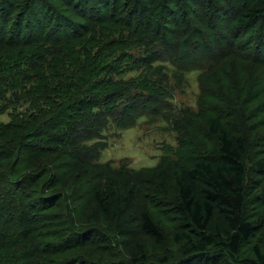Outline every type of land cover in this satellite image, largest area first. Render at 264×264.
Wrapping results in <instances>:
<instances>
[{
	"label": "trees",
	"instance_id": "1",
	"mask_svg": "<svg viewBox=\"0 0 264 264\" xmlns=\"http://www.w3.org/2000/svg\"><path fill=\"white\" fill-rule=\"evenodd\" d=\"M208 4L209 9L215 8L214 0H208ZM122 13L121 0H0V116L13 107L11 120L0 122V264H82L79 251L87 248V237L83 234L88 230L75 228L64 239L63 233L48 229L55 216L48 212L57 207L58 198L78 199L76 194L66 193L67 187L78 190L81 180L89 176L88 168L98 166L94 159L100 153L97 145L101 143L104 129L113 124L119 128L132 124L140 115L134 113L140 101L143 105H162L166 101L156 86L150 85L137 93L128 91L127 86L114 87V76L104 79L105 89L99 90L100 82L92 83V76L88 75L92 68L73 60L63 72L74 78L63 80L67 84L59 86L67 88L66 94L70 89L81 93L65 98L66 94L58 92V86L45 81L51 77L34 70L44 61L45 54L60 53L63 47H71L70 43L86 35L92 23L117 20ZM133 13L127 17L138 19L142 31L155 25L159 28L160 23L151 21L150 15ZM257 23L264 31V0H255L236 20L237 25ZM185 24L175 55H171L175 62L191 60L189 55L196 49L198 38L193 39L191 34L197 29L192 30L188 22ZM196 34L203 35L200 30ZM255 37L258 42L242 56H250L251 61L264 65V33L259 32ZM227 43V48L215 49L218 59L244 49L232 40ZM201 45L204 53L210 49L206 39L201 40ZM157 59L152 57L149 61L153 63ZM29 63L31 66L27 68ZM80 67L87 74L80 72ZM110 69L106 62L101 72L110 74L113 72ZM28 81H36L38 85L29 88ZM247 88L240 82L226 88L222 101L226 112L216 113L207 123L216 144L201 147L176 168L158 169L152 176L158 182L153 187L159 193L162 191L159 187L169 189L172 180L176 183L171 211L180 231L175 239L190 243L186 253L191 261L201 263L214 247H221L239 264H264V248L259 245L253 248V258H238L243 243L257 225L245 215L247 140L228 117L247 119L242 100ZM22 97L33 102L25 112L14 106ZM127 115L130 121L125 123ZM93 139L98 140L90 145L88 141ZM59 157L66 160L55 166ZM55 168L61 170L55 172ZM106 180L94 189V200L112 219H118L120 205H126L136 195V185L127 180L126 192L119 193L118 182ZM52 189L60 191L48 193ZM139 227L156 241L165 238L145 209L140 212ZM130 258L132 264L146 263L139 244L134 246ZM85 259L84 263L95 261Z\"/></svg>",
	"mask_w": 264,
	"mask_h": 264
},
{
	"label": "rangeland",
	"instance_id": "2",
	"mask_svg": "<svg viewBox=\"0 0 264 264\" xmlns=\"http://www.w3.org/2000/svg\"><path fill=\"white\" fill-rule=\"evenodd\" d=\"M253 2L255 0H214L215 8L209 9L208 0H121L124 13L119 19L101 21L99 25L92 23L86 35L70 43L71 47H63L60 53L48 52L44 61L37 65L39 68H34L51 77L45 81L58 86V92L64 95L68 90L59 85L65 86L67 83L63 80L74 78L63 72L73 60L92 68L88 75L92 76V83L100 82L99 90L105 89L104 79L114 76V87L123 89L127 86L128 91L137 93L152 85L159 88L166 99L162 105H143L144 102L140 101L134 112L140 115L133 118L132 124L126 128L113 124L104 129L101 143L97 145L100 153L94 159L98 166L88 168L89 176L81 180L83 182L78 190L67 187L69 190L66 193L70 196L76 194L78 199L74 200L73 196L69 200L58 198L57 207L48 212L55 214L54 223L48 229L63 233L64 239L75 228L88 230L83 234L87 237V248L79 251L82 264H90L84 263L85 257L95 260L91 264H132L130 255L137 244L144 253L145 264H239L221 247H214L201 263L199 260L191 261L186 253L190 243L185 239H175L180 231L178 220L171 211V203L177 193L176 183L172 180L169 189L159 187L162 190L159 193L153 187L158 186V182L152 178L158 169H174L194 151L216 144V137L208 131L207 123L216 113H224L226 109L222 101L226 97V88L239 82L244 88L248 86L247 92L242 94L247 119L242 121L229 115L228 120L247 140L244 156L245 215L257 227L243 243L238 258H253L255 245L264 248V65L251 61L250 56H242L258 42L255 36L264 31H261L260 23L236 24L238 16ZM162 3L165 4L163 7ZM131 13L150 15L151 21L160 23L159 28L155 25L142 31L138 19L127 17ZM77 18L83 20L79 15ZM186 22L192 30H200L203 35L200 37L196 34L197 30H193L191 36L198 41L194 46L196 49L189 55L191 60L175 62L171 55L175 53L181 38L180 31L185 30ZM203 39L210 46L205 53L201 49ZM228 40L241 44L244 49L218 59L215 49L220 50L221 46L227 48ZM152 57L159 59L152 63L149 61ZM106 62L107 67L113 69L110 74L101 72ZM30 66L31 63L27 68ZM79 69L82 72L83 69ZM83 71L87 74L86 69ZM26 85L32 88L38 84L28 81ZM76 90L70 89L65 98L81 93ZM32 104L29 98L22 97L14 106L18 111L25 112ZM12 111L11 105L0 116V122H9ZM129 117H125V123L130 121ZM97 140L88 142L91 145ZM64 160V157H59L55 166ZM58 170L61 169H54L55 172ZM135 170H140L139 174ZM106 179L118 182L119 193L126 192L127 180L136 185V195L126 205H120L118 219H112L94 200V189ZM57 191L60 190L52 189L48 193ZM143 209L150 213L164 233L163 241H156L139 227Z\"/></svg>",
	"mask_w": 264,
	"mask_h": 264
}]
</instances>
